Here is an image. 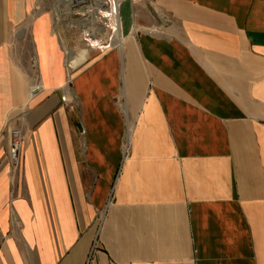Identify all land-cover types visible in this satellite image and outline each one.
Here are the masks:
<instances>
[{"label": "crops", "instance_id": "1", "mask_svg": "<svg viewBox=\"0 0 264 264\" xmlns=\"http://www.w3.org/2000/svg\"><path fill=\"white\" fill-rule=\"evenodd\" d=\"M120 21L76 52L42 0H0V264H264V0Z\"/></svg>", "mask_w": 264, "mask_h": 264}, {"label": "rangeland", "instance_id": "2", "mask_svg": "<svg viewBox=\"0 0 264 264\" xmlns=\"http://www.w3.org/2000/svg\"><path fill=\"white\" fill-rule=\"evenodd\" d=\"M68 1L69 0H42V6L50 12L53 17L56 32L58 33L65 50L70 49L77 52L81 49H90L88 46L90 44L89 39L93 37L104 47L102 48L103 50H109L110 48L117 46L112 44V41L115 39L112 22L98 17L96 23L92 28L88 29V32L83 31L82 28L77 27L72 23V21H81L84 19L85 6L88 7L92 15L97 17L99 10H95L97 4L95 0H84V4L80 5H69ZM123 1L124 0H118L120 6ZM102 2L104 3L105 8H109L112 5V0H102ZM66 12H70L69 19L64 14ZM120 33L123 38L121 30Z\"/></svg>", "mask_w": 264, "mask_h": 264}, {"label": "bare ground", "instance_id": "3", "mask_svg": "<svg viewBox=\"0 0 264 264\" xmlns=\"http://www.w3.org/2000/svg\"><path fill=\"white\" fill-rule=\"evenodd\" d=\"M95 1L97 3L95 10H99V13L97 14V17L91 14V11L88 9V7H86V6L84 7L83 6L84 7V12H85L84 13V19L79 21V22L82 23L83 31L88 32V29L93 27V25L96 23V19L98 17L101 18V19L108 20V21L112 22V29H113V31L115 33V39L112 41L113 42L112 44L113 45L115 44L117 46H121V42H122L123 38H122L121 33H120L121 22H120L119 2H118V0H112V5L109 8H105V5L102 2V0H95ZM68 3H69V5H80V4H84V0H69ZM69 13L70 12H66L64 14L66 15V14H69ZM93 33L95 34L94 31H93ZM89 42H90V44L88 46L90 47V49L91 48L92 49L104 48L103 46H101V44L98 42V40L96 38H94V37L90 38ZM86 58H87V51H84L79 58H77L76 60H72L70 62L71 66H73V67H75V65L78 66Z\"/></svg>", "mask_w": 264, "mask_h": 264}, {"label": "built area", "instance_id": "4", "mask_svg": "<svg viewBox=\"0 0 264 264\" xmlns=\"http://www.w3.org/2000/svg\"><path fill=\"white\" fill-rule=\"evenodd\" d=\"M119 7H120V3H119ZM98 49L102 50V48H98ZM39 89H40V87L36 86L35 89L33 90V92H36ZM13 134H14V141H13V145H12V148H11L10 156H11L12 162L17 163L18 159H19V150H20V147H21V144H22V140H21L20 131L15 130V131H13ZM125 151L128 154V151H129V147L128 146H126Z\"/></svg>", "mask_w": 264, "mask_h": 264}]
</instances>
